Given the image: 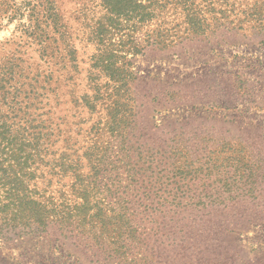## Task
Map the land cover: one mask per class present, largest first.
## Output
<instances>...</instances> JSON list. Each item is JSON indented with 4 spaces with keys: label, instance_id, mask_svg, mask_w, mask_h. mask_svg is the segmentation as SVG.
<instances>
[{
    "label": "rangeland",
    "instance_id": "1",
    "mask_svg": "<svg viewBox=\"0 0 264 264\" xmlns=\"http://www.w3.org/2000/svg\"><path fill=\"white\" fill-rule=\"evenodd\" d=\"M67 1L79 56L96 50L85 37L105 23L133 93L122 134H104L102 183L92 190L89 216L104 205L108 223L0 239V264H264V0H133L121 14L104 0ZM24 12L2 21L0 55L36 57ZM118 196L139 232L125 256L114 253ZM151 197L162 204L153 209ZM210 216L220 226L215 248L201 250L194 235Z\"/></svg>",
    "mask_w": 264,
    "mask_h": 264
},
{
    "label": "trees",
    "instance_id": "2",
    "mask_svg": "<svg viewBox=\"0 0 264 264\" xmlns=\"http://www.w3.org/2000/svg\"><path fill=\"white\" fill-rule=\"evenodd\" d=\"M67 3V0H0V25L6 18L12 21L24 16V9L27 10L29 34L36 44L35 58L25 57L26 51L17 50L0 55L3 242L41 234L51 239V231L65 236L76 224L82 226L87 221L92 228L94 222L103 226L108 223L104 205L99 214L89 216L91 208L97 205L92 201L98 200L92 197V190L102 183L99 177L103 176L107 159L104 134H122L128 121L125 103L133 99V93L128 72L124 73L113 62L112 50L106 46V39L111 38L106 35L110 29L105 23L98 21L85 37V42L96 45V50L88 54L87 61L79 56L76 38L66 30L70 25L63 5ZM103 3L111 13L121 14L133 0ZM55 177H60L58 188L53 185ZM146 201L152 203L153 209L162 204L153 197ZM117 205L120 210L114 221L118 223L122 242L114 253L125 256L128 240L139 232L131 224L135 213L132 208L130 213L119 196ZM112 219L110 216L109 220ZM212 221L211 216L203 220L205 223L200 227L208 222V229L200 231L197 237L194 235L193 242H200L201 250L215 248V234L220 226ZM98 238L96 243L102 248L96 252L103 253L105 247L99 243L101 237ZM122 248L125 253H121Z\"/></svg>",
    "mask_w": 264,
    "mask_h": 264
}]
</instances>
